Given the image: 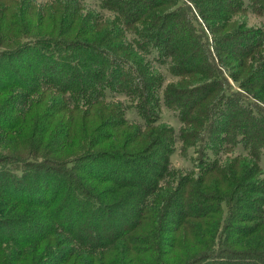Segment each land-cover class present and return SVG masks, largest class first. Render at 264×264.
I'll list each match as a JSON object with an SVG mask.
<instances>
[{"label":"trees","instance_id":"16d2710c","mask_svg":"<svg viewBox=\"0 0 264 264\" xmlns=\"http://www.w3.org/2000/svg\"><path fill=\"white\" fill-rule=\"evenodd\" d=\"M86 1L0 0V264H264V0Z\"/></svg>","mask_w":264,"mask_h":264},{"label":"rangeland","instance_id":"374dc122","mask_svg":"<svg viewBox=\"0 0 264 264\" xmlns=\"http://www.w3.org/2000/svg\"><path fill=\"white\" fill-rule=\"evenodd\" d=\"M41 1V0H39ZM43 1V0H42ZM86 3L88 5H95L96 2L94 0H88L86 1ZM93 7V6H92ZM102 14L104 15V17L107 16H112V13L107 11V10H103ZM236 17H242L244 16L242 13H236ZM13 19V18H10ZM247 21L251 24V23H255L258 25H262L264 26V17H260L258 15L255 14H249V18H247ZM224 34L225 32H220V34ZM157 68H160L159 70L161 71V73L165 76V83H168L172 80H175L176 78H174L169 71H167V69L162 68L161 65H156ZM261 72H258V75H260ZM174 82V81H173ZM113 100H119V101H123L125 103H129L128 102V98L124 95V94H118L116 96L113 97ZM161 114H162V121H167L168 123H170L177 131L180 130L181 128V123L180 120L177 118L175 112L171 109H169L166 105L163 104L162 109H161ZM128 117L135 122H139L142 123V120L140 119V117L137 115V112L135 109L131 110L128 112ZM238 124H240V119L236 120V122H234L235 127H238ZM262 125V124H261ZM263 129H264V125H262ZM264 135V130L261 131ZM135 137L137 135H134ZM4 143V142H3ZM2 142H0V156H8L12 154V149L10 148L13 143H5L3 144ZM128 149V148H127ZM130 150V149H128ZM237 152H239V150L237 149ZM50 153V152H48ZM226 153V152H225ZM15 154H20V156L22 157H27L28 156V151H23L20 150V152H17ZM35 155H42L41 153H37ZM48 157H52L50 156V154H47ZM194 154V150L193 148H190L187 150V153L185 154L182 151V143L180 142V140H178L177 142V150L173 153L172 155V165L175 168H179V169H183V170H188L192 167V161H191V157H193ZM231 156L230 153H226L223 155V157H228ZM37 159H40V156H36ZM264 164V161H263ZM249 177H253L255 178L254 175V171L252 172V170L249 171L248 173ZM260 188L263 190L264 186L261 185L260 183Z\"/></svg>","mask_w":264,"mask_h":264}]
</instances>
